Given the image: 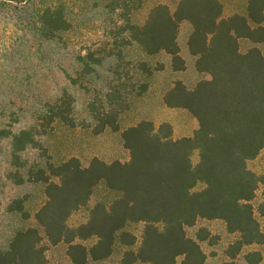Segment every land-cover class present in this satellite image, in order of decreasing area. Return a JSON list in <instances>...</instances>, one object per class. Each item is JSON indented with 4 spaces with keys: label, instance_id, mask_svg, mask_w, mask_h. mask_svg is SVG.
I'll list each match as a JSON object with an SVG mask.
<instances>
[{
    "label": "trees",
    "instance_id": "1",
    "mask_svg": "<svg viewBox=\"0 0 264 264\" xmlns=\"http://www.w3.org/2000/svg\"><path fill=\"white\" fill-rule=\"evenodd\" d=\"M143 1L106 2L111 41L79 53L76 76L65 71L69 83L81 85L82 76L113 61L107 66L110 78L103 98L96 94L87 107L95 121L94 133L119 132L126 160L106 162L93 156L82 165L71 156L57 164L51 161L40 137L55 121L75 125L74 97L67 89L45 104L35 124L16 131L10 125L0 128V138H9L13 170L7 176L17 184L41 182L45 194L34 212L42 234L31 226L17 230L0 249V264H45L48 246L59 244L65 246L67 264L106 259L117 247L122 249L118 264H203L206 254L199 241L216 236L205 226H198L194 237L188 235L186 227L198 220H220L233 235L224 250L227 258L219 264H237L244 248L264 246L259 220L264 221V175L248 167L264 148V55L258 47L264 45V0H247L244 13L227 16L221 0H177L172 11L157 3L136 22L132 13ZM12 2L29 9L36 0H0V6ZM37 15L40 41H63L62 34L73 26L62 2L45 5ZM182 22L190 26L185 44L192 67L202 78L190 87L174 79L162 101L187 111L197 127L178 138L167 121L155 126L141 120L121 129L118 119L128 108L129 97L147 89L146 83H136L123 48L135 44L147 56L163 53L169 69L182 72L187 69L178 43ZM240 40L249 44L244 51ZM137 66L146 75L153 71L144 61ZM29 148L39 150L44 166L27 163L23 152ZM260 184L262 199L254 207ZM100 185L113 197L91 202ZM89 203L86 220L70 225L72 213ZM6 209L30 216L24 197L13 198ZM137 223L142 225L139 235L128 229ZM91 238L89 246L80 242ZM243 257L248 264H258L262 254L252 249Z\"/></svg>",
    "mask_w": 264,
    "mask_h": 264
},
{
    "label": "rangeland",
    "instance_id": "2",
    "mask_svg": "<svg viewBox=\"0 0 264 264\" xmlns=\"http://www.w3.org/2000/svg\"><path fill=\"white\" fill-rule=\"evenodd\" d=\"M109 0H36L35 5L22 9L4 4L0 6V128L9 125L13 131L29 127L37 121V116L44 110L48 101H52L67 89L74 97L73 115L75 125L68 126L61 121H55L52 128L40 137L41 143L50 154L53 163H59L71 156L79 159L82 165L96 156L106 162L115 159L124 161L128 153L122 145L119 132L105 129L94 133L92 127L95 123L88 111L87 104L98 94L103 98L110 78L107 66L113 61L109 59L103 66L97 67L96 72L82 76L81 85H73L65 76V71L72 76L78 73L76 56L86 52L87 48H96L100 44L110 42L108 36L107 19L111 15L106 11V2ZM223 2V15L245 12L246 0H221ZM62 2L72 21L70 31L62 34L63 41H40L41 30L38 22V13L47 4ZM164 3L172 11L177 0H144L142 7L132 13L136 22L144 20L148 9L157 4ZM22 9V10H21ZM37 10V13L35 12ZM113 19L118 20L114 15ZM190 31L187 22H182L179 28L178 43L180 52L186 61L187 69L182 72H172L169 69V58L160 53L147 56L137 45L123 48L124 56L133 67V76L136 83L144 82L147 89L140 94L129 97V106L118 119L120 128L133 125L141 120H150L155 126L167 121L175 138L190 135L197 127L196 120L185 110L167 107L162 96L170 88L174 79H181L187 86H192L202 78L192 67L193 57L190 56L185 41ZM246 40H240L242 51L248 48ZM264 55V45H258ZM140 61L147 62L153 69L146 75L136 67ZM162 64V69H159ZM10 145L9 138H0V249H5L13 234L28 226L36 227L42 234V229L34 218V212L45 200L44 184L41 182L24 181L14 183L7 176L13 170L9 164ZM28 164L45 165V158L38 149L29 148L23 152ZM196 161V156H193ZM248 167L256 174L264 175V148L252 160ZM26 171L22 170L24 176ZM260 184L252 200L254 207L262 199ZM17 197H24V208L30 213L28 218L22 217L18 212L8 211L6 206ZM113 193L104 186H98L91 202L102 199L110 200ZM91 203L72 213L68 219L70 225H78L87 218ZM260 220L264 231V221ZM198 226H205L216 237L212 241H199L206 254L203 264H219L227 257L225 247L232 240L225 225L220 220H198L194 226L186 227L188 235L194 237ZM142 225L130 224L129 230L139 235ZM94 241L93 238L80 240L86 246ZM43 243H46L43 240ZM258 249L262 258L258 264H264V246H251L244 248L236 257L237 264H248L243 257L246 251ZM121 248H115L113 254L100 261L89 260L86 264H118ZM69 261L65 254V246L59 244L48 246L45 264H67ZM179 264V263H176Z\"/></svg>",
    "mask_w": 264,
    "mask_h": 264
},
{
    "label": "crops",
    "instance_id": "3",
    "mask_svg": "<svg viewBox=\"0 0 264 264\" xmlns=\"http://www.w3.org/2000/svg\"><path fill=\"white\" fill-rule=\"evenodd\" d=\"M247 1V0H246ZM245 5H246V3H245Z\"/></svg>",
    "mask_w": 264,
    "mask_h": 264
}]
</instances>
